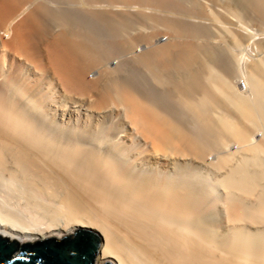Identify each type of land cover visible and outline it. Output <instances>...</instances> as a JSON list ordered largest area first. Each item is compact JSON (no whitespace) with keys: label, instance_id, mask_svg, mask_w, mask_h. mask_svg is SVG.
Here are the masks:
<instances>
[{"label":"bare ground","instance_id":"1","mask_svg":"<svg viewBox=\"0 0 264 264\" xmlns=\"http://www.w3.org/2000/svg\"><path fill=\"white\" fill-rule=\"evenodd\" d=\"M47 1L0 0V226L264 264V0Z\"/></svg>","mask_w":264,"mask_h":264},{"label":"water","instance_id":"2","mask_svg":"<svg viewBox=\"0 0 264 264\" xmlns=\"http://www.w3.org/2000/svg\"><path fill=\"white\" fill-rule=\"evenodd\" d=\"M103 237L86 223L44 233L0 226V264H118L104 250Z\"/></svg>","mask_w":264,"mask_h":264},{"label":"rangeland","instance_id":"3","mask_svg":"<svg viewBox=\"0 0 264 264\" xmlns=\"http://www.w3.org/2000/svg\"><path fill=\"white\" fill-rule=\"evenodd\" d=\"M47 4H49V7H50L51 9H53V10L57 9L58 6L61 7V9L66 10V6H65V4H64V3H60V2H56V0H48V1H47ZM54 5H55V6H54ZM143 28H144V29H147L146 24H143ZM251 29H253V30L258 34L257 37H259V38H255V39L251 38V40H247L246 38H244V40H243V43H244V44H243V47H245L246 44H248L249 42H253L254 40H255L254 43H255L256 46L258 47L257 44L260 45V42L263 41V38H264V28H260V27H258V26H256V25H252ZM255 29H256V30H255ZM260 37H261V38H260ZM245 39H246V40H245ZM43 42H45V41H42L41 39L38 40V44H37V45L39 46L40 49H41L42 46L44 45ZM261 45H262V44H261ZM261 45L259 46V49H260ZM217 69L221 70L220 68H217ZM237 81H238V80H237Z\"/></svg>","mask_w":264,"mask_h":264}]
</instances>
